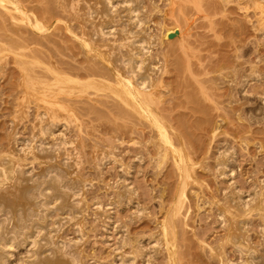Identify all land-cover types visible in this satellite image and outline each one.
<instances>
[{
  "label": "rangeland",
  "instance_id": "374dc122",
  "mask_svg": "<svg viewBox=\"0 0 264 264\" xmlns=\"http://www.w3.org/2000/svg\"><path fill=\"white\" fill-rule=\"evenodd\" d=\"M257 1L143 0L142 27L156 37L151 62L159 68L149 94L152 112L173 145L185 151L190 181L180 177L154 125L98 85L112 82L110 71L86 53L63 0L0 4V165L9 160L13 131L31 133L37 108L55 104L68 112L64 141L69 158L81 164L90 204L84 205L81 229L87 264L118 261L139 238L142 249H149L147 238L162 237L166 219L173 220L176 264H219L212 253L222 248L232 262L240 259L234 245L223 242L228 218L221 220L218 204L236 200L237 193L248 199L264 182V0ZM170 27L175 30L161 38ZM63 80L79 88L65 92ZM51 84L58 88L48 91ZM223 152L231 154L226 176L217 168ZM122 184L131 192L119 199ZM257 195L243 213L244 237L238 241L264 251V195ZM52 215L50 223L57 212ZM61 235L76 238L72 222ZM22 252H15L13 264ZM132 264L173 263L164 243L149 262L138 255Z\"/></svg>",
  "mask_w": 264,
  "mask_h": 264
},
{
  "label": "bare ground",
  "instance_id": "6f19581e",
  "mask_svg": "<svg viewBox=\"0 0 264 264\" xmlns=\"http://www.w3.org/2000/svg\"><path fill=\"white\" fill-rule=\"evenodd\" d=\"M4 2L5 0H0V4ZM119 5L125 11L118 9ZM63 7L79 24L81 36L77 37L86 53L99 59L110 71L112 82L97 84L114 93L154 125L158 132V141L165 145L166 152L172 153L180 177L190 181L194 175L185 151L173 145L166 125L152 112L153 105L149 94L156 85L154 74L159 72V68L155 67L158 70L156 72L153 59L151 60V45L155 44L156 37L149 35L144 25L147 15L144 14L143 0H63ZM34 27L40 30L41 24L36 22ZM174 30V27L168 28L161 38H166ZM62 84L65 92L79 88L69 80H63ZM55 86L57 85L51 84L46 88L51 92L58 88ZM53 106L56 108L55 104H49L36 109L30 135L21 137L16 129L12 130L13 133L11 131L6 151L9 165H0V264H13L12 257L18 249L23 250L18 264H87L81 236L84 205L90 206L85 197L87 183L81 174V164L78 161L74 163L75 160L69 158L71 156L66 149L63 131L70 122V116L64 108L58 110ZM257 109L254 110L256 115L259 111ZM49 138L54 140L49 141ZM104 154L105 152L99 153L98 156H105ZM221 156L217 168H220L219 172L224 176L227 174L231 154L223 152ZM35 162L39 164L38 168L34 167ZM260 183L259 188L255 187L254 192L250 193V198L237 193L236 200L225 199L218 204L221 220L228 218L223 242L232 243L240 253L238 262L229 260L223 248L212 253L219 260V264H262L264 261L263 249L257 250L252 243L242 246V241H238L244 237L243 213L252 208L257 194L264 195V182ZM130 192L129 186L122 184L117 194L121 199ZM97 202L96 205L93 203L96 212L101 210L100 201ZM54 212L57 215L50 223ZM69 222L75 227L76 238L66 239L61 235L64 226ZM172 225L173 220L170 219L161 223L163 235L159 238H147L149 249H142L143 241L139 238L135 240L136 248L130 255L117 254L119 260H113L109 264H132L138 255L149 262L164 243L167 244L170 261L176 264ZM262 236L264 245V227Z\"/></svg>",
  "mask_w": 264,
  "mask_h": 264
}]
</instances>
